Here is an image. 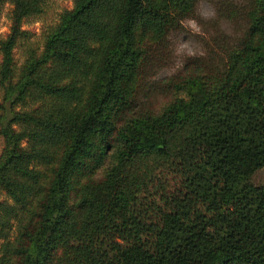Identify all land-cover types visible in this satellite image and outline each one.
Returning a JSON list of instances; mask_svg holds the SVG:
<instances>
[{"label": "trees", "instance_id": "obj_1", "mask_svg": "<svg viewBox=\"0 0 264 264\" xmlns=\"http://www.w3.org/2000/svg\"><path fill=\"white\" fill-rule=\"evenodd\" d=\"M44 1L13 0L0 39V264H264V0L219 64L161 80L185 93L156 112L140 44L193 0H72L15 73Z\"/></svg>", "mask_w": 264, "mask_h": 264}, {"label": "rangeland", "instance_id": "obj_2", "mask_svg": "<svg viewBox=\"0 0 264 264\" xmlns=\"http://www.w3.org/2000/svg\"><path fill=\"white\" fill-rule=\"evenodd\" d=\"M12 2L13 0H0V39L9 32ZM43 3L45 5L41 12L21 16L18 20V28L23 33L15 38L11 49L15 73L19 72L29 55L37 56L40 53L47 28L54 23L62 9L71 7L72 0H45ZM246 4L247 0H193L190 10L180 16L178 22L161 39L151 43L143 40L140 46L144 50V60L141 63L142 76L137 82L138 87L141 85L137 88V108L156 112L172 98L184 96L183 89L162 87V79L171 76V79L180 81L178 77L195 73L198 69L205 70L204 61L213 60V64H219L215 52L220 57L224 56L225 51L236 44L243 34ZM193 63L195 67L192 66ZM186 64L191 65L189 69ZM149 81L159 82V86L146 93L145 88H141ZM1 94L0 91V102ZM2 142L0 134V148ZM171 178L172 174L167 173L164 178L167 180L165 189H148L153 192L155 200L158 199V194L161 193L163 197L173 190L174 182ZM263 178V166L255 169L249 177L254 184L260 183ZM2 198L4 195L0 192V199ZM157 203L160 204L159 201Z\"/></svg>", "mask_w": 264, "mask_h": 264}]
</instances>
